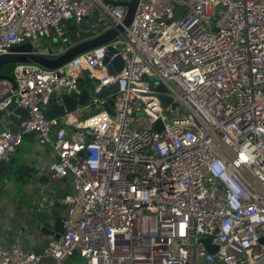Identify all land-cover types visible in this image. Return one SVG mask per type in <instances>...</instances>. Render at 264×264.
<instances>
[{"label":"built area","instance_id":"built-area-1","mask_svg":"<svg viewBox=\"0 0 264 264\" xmlns=\"http://www.w3.org/2000/svg\"><path fill=\"white\" fill-rule=\"evenodd\" d=\"M125 17L103 0H0V56L65 39L69 23L91 19L101 34ZM11 76L17 91L0 81V113L17 103L28 117L0 132V162L34 132L56 155L52 179L70 177L73 189L61 200L64 234L41 253L0 247V264H264V0H140L112 43ZM79 79L92 84L94 112L50 119L46 108L79 94Z\"/></svg>","mask_w":264,"mask_h":264},{"label":"crops","instance_id":"crops-1","mask_svg":"<svg viewBox=\"0 0 264 264\" xmlns=\"http://www.w3.org/2000/svg\"><path fill=\"white\" fill-rule=\"evenodd\" d=\"M91 23V19L88 20V25ZM67 34L79 39L74 43L70 42L74 45L81 41L85 33L78 36L75 31L69 32L67 29ZM85 35L91 36V33ZM82 81L85 89L92 94L90 81ZM61 104V101L52 102L48 111H54L52 109ZM93 112L89 99L88 104L78 107L73 115L84 120ZM66 128L70 133V127ZM0 129L5 130L2 125ZM55 160L53 148L42 145L37 134L29 132L24 134L23 143L11 161L0 162V247L9 248L18 241L26 252L41 253L50 240L60 238V232L54 230V223L56 219H64L66 208L61 200L72 192L73 185L70 177L52 179L50 167ZM46 223L53 227L48 232H43ZM81 260L75 255L68 264H76Z\"/></svg>","mask_w":264,"mask_h":264},{"label":"water","instance_id":"water-1","mask_svg":"<svg viewBox=\"0 0 264 264\" xmlns=\"http://www.w3.org/2000/svg\"><path fill=\"white\" fill-rule=\"evenodd\" d=\"M105 3H111L115 5H121L126 8V17L123 21V24L110 29L104 33L99 34L97 31L91 33V36H86L85 34L91 31V25H88V19H86L83 23L79 25H75L78 27L80 32H84L85 34L81 37V41L72 45L70 43L66 44V46L62 49V51L58 54H53V50L50 49L48 55H45L41 52L39 47H37L33 43H25L23 45L14 47L11 50V53L7 55L0 56V81L7 80L12 83L13 89L17 91V84L15 79L11 75H6L3 73V69L9 65H21V64H33L37 65L41 68L47 70H57L68 62L73 60L74 58L93 51L102 46L108 45L119 38L125 31L127 27H129L133 21L135 13L137 11L140 0H129V1H111V0H103ZM23 31L21 30L20 33ZM117 53V51L113 50L111 47L107 51L106 62H111L110 69L112 73L120 72L123 68V61L120 57H116L112 59V57ZM89 73L86 72V75ZM80 93L75 95H61L55 97L53 102L58 101L62 102L61 105L52 109L54 111H48L51 107L48 106L46 108V112L48 117L54 118L55 116H61L66 109L69 112L75 111L78 107L85 106L88 104L89 99L91 98V93L88 89H85V84L82 79L78 80ZM92 89V87H91ZM157 91L161 93L160 98L165 107H168L173 100L166 95V88L163 85H159L157 87ZM110 93H113L111 91ZM109 92L105 91L103 93V97L107 96ZM112 106L113 101L110 100L105 106L106 110L112 114ZM177 107V104L173 105V109ZM28 117V111L22 107H19L17 103L12 104L7 110L0 113V125L3 126L5 130H9L14 133L19 132V124ZM158 128L160 124L158 123ZM52 225L50 223H46L42 229L43 232H48L52 229ZM47 230V231H45ZM54 230L60 232V237L64 234L63 227V219H56L54 223ZM59 236V235H58ZM56 239H59L56 238ZM202 242L206 245L208 252L214 254L217 252V247L211 245L210 238H204ZM264 243V239L262 240Z\"/></svg>","mask_w":264,"mask_h":264},{"label":"rangeland","instance_id":"rangeland-1","mask_svg":"<svg viewBox=\"0 0 264 264\" xmlns=\"http://www.w3.org/2000/svg\"><path fill=\"white\" fill-rule=\"evenodd\" d=\"M111 1H129V0H111ZM78 34V36H80V34H82L83 32H76ZM71 38L69 37V35L67 34L65 39H61L59 40L55 35H53L51 38H47L45 40L39 41L38 45H39V49L42 52H45V50L48 49H53V50H58L60 48H62L65 44V42H67V40H70ZM12 66V65H9ZM8 67V66H7ZM6 68V67H5ZM1 131V129H0ZM76 264H85L84 261H79Z\"/></svg>","mask_w":264,"mask_h":264},{"label":"trees","instance_id":"trees-1","mask_svg":"<svg viewBox=\"0 0 264 264\" xmlns=\"http://www.w3.org/2000/svg\"><path fill=\"white\" fill-rule=\"evenodd\" d=\"M67 29H68V31L69 32H78L79 31V29H78V27L74 24V23H69L68 25H67ZM70 35V34H69ZM66 36H67V34H66ZM71 39L70 40H67V42H65V43H70V42H76L77 40H79V39H77V38H75V37H70ZM16 65H12V66H8V67H6V68H4L3 69V73L4 74H6V75H13V70H14V67H15Z\"/></svg>","mask_w":264,"mask_h":264}]
</instances>
